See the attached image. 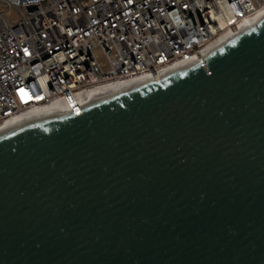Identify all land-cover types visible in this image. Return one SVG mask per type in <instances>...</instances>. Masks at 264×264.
Instances as JSON below:
<instances>
[{"label":"water","instance_id":"1","mask_svg":"<svg viewBox=\"0 0 264 264\" xmlns=\"http://www.w3.org/2000/svg\"><path fill=\"white\" fill-rule=\"evenodd\" d=\"M0 264H264V17L0 130Z\"/></svg>","mask_w":264,"mask_h":264},{"label":"built area","instance_id":"2","mask_svg":"<svg viewBox=\"0 0 264 264\" xmlns=\"http://www.w3.org/2000/svg\"><path fill=\"white\" fill-rule=\"evenodd\" d=\"M263 12L264 0H0V127L186 67Z\"/></svg>","mask_w":264,"mask_h":264},{"label":"bare ground","instance_id":"3","mask_svg":"<svg viewBox=\"0 0 264 264\" xmlns=\"http://www.w3.org/2000/svg\"><path fill=\"white\" fill-rule=\"evenodd\" d=\"M262 17H264V12H263V14H261L259 17H257V19H256V21L253 23V25L257 24L258 21H259ZM159 77H160V76H159ZM148 78H151V77H141V78H136V79H132V80L126 81V82H124V83L113 84V85H110V86H108V87H106V88L104 87L103 90H105V89H109V88H113V87H118L119 89H125L126 86L130 85L132 82H134V81H136V80H140V81H142V80H145V79H148ZM152 78H156V77H152ZM54 109H56V108H48V109L33 110V111H30V112L24 114L23 116H21V117L18 118V119H15V120H12V121L7 122L4 126L0 127V130H2L5 126H7V125H9V124H11V123H13V122H15V121H18V120H20V119H22V118L29 117V116H32V115H36V114L43 113V112H47V111H51V110H54Z\"/></svg>","mask_w":264,"mask_h":264},{"label":"rangeland","instance_id":"4","mask_svg":"<svg viewBox=\"0 0 264 264\" xmlns=\"http://www.w3.org/2000/svg\"><path fill=\"white\" fill-rule=\"evenodd\" d=\"M94 54H95V56H96L98 62H99L101 65H105V63H106V59H105L103 53H102L100 50H95V53H94ZM104 70H105V71H108V70H109L107 65L104 67Z\"/></svg>","mask_w":264,"mask_h":264},{"label":"snow or ice","instance_id":"5","mask_svg":"<svg viewBox=\"0 0 264 264\" xmlns=\"http://www.w3.org/2000/svg\"><path fill=\"white\" fill-rule=\"evenodd\" d=\"M21 95L26 96L27 93H25V92H23V90H21ZM38 98H39V97H38Z\"/></svg>","mask_w":264,"mask_h":264}]
</instances>
